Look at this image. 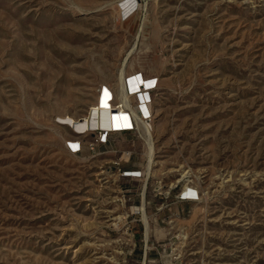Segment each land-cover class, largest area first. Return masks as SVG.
<instances>
[{"label":"rangeland","instance_id":"374dc122","mask_svg":"<svg viewBox=\"0 0 264 264\" xmlns=\"http://www.w3.org/2000/svg\"><path fill=\"white\" fill-rule=\"evenodd\" d=\"M0 264H264V0H0Z\"/></svg>","mask_w":264,"mask_h":264},{"label":"bare ground","instance_id":"6f19581e","mask_svg":"<svg viewBox=\"0 0 264 264\" xmlns=\"http://www.w3.org/2000/svg\"><path fill=\"white\" fill-rule=\"evenodd\" d=\"M129 10V8H126V11H128ZM124 77H125V70H121V72H120V76H119V91H120V102L122 103V105L124 106V107H126V109L127 108H129V106H130V103H129V96H128V94H127V92H126V84H125V80H124ZM144 83V82H143ZM147 84H150V83H147ZM140 85H142L143 86V84H139V79H135V81H132V86L131 87H133V88H136V87H138V86H140ZM144 85H145V83H144ZM132 113H133V116H134V118L137 120L136 122L138 123V125H142V122L140 121V119L138 118V116H137V114L135 113V112H133L132 111ZM119 115V114H118ZM145 131L148 133V139H147V143H148V160H147V170H150V169H152V167L155 165L154 163H155V161H154V156H153V154H154V147H153V144H152V142H151V140H150V132H149V130L146 128V126H145ZM192 173V172H191ZM192 176H191V174L189 173V171H184L183 173H182V175H181V179H183V180H185V184H184V186L185 187H187L190 183H191V181H190V178H191ZM190 186V185H189ZM186 194L187 195H192L193 194V192H192V190H190V192L189 191H187L186 192ZM116 220H119L120 219V216H117L116 218H115Z\"/></svg>","mask_w":264,"mask_h":264}]
</instances>
